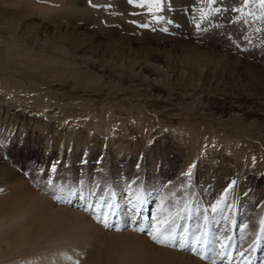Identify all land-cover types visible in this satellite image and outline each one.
<instances>
[{
    "label": "rangeland",
    "instance_id": "rangeland-1",
    "mask_svg": "<svg viewBox=\"0 0 264 264\" xmlns=\"http://www.w3.org/2000/svg\"><path fill=\"white\" fill-rule=\"evenodd\" d=\"M195 1L189 3V12L181 20L163 11L165 4L172 11L170 0L154 6L143 4L146 15L133 23L143 32L174 38L184 37L185 30H189L190 37L185 39L193 42L177 47L173 52L176 55L161 62L162 66L186 71L184 59L196 55L187 46H214L203 43L214 35L215 31L209 29L212 23L219 25V36L233 33L242 44L234 49L221 45L215 48L238 56L242 52L245 61L264 66V8L259 0H249L255 3L246 7L239 3L235 11L221 18L218 11H213L217 7L212 3L205 6L201 2L204 0ZM145 24L148 27L142 26ZM11 65L0 67V165L21 175L31 191L54 202L51 190L54 186L64 187L78 191L83 199L71 197L82 205L107 201L103 208L94 207L93 213L108 214V222L119 223L120 230L147 235L136 229L150 226L153 234L158 229L167 235L175 229L190 241L199 238L196 252L169 248L203 264H213L211 259L219 255L217 252L226 253L230 248L235 256L239 253L238 259H246V264L254 256L255 264H264L262 140L196 114L206 108L205 103L200 107L179 103L177 116H171L115 92L94 90L65 97L59 90L25 78L17 63ZM244 72L232 81L233 88L239 87L237 93L242 92L241 88L254 87L251 75ZM255 86H259V94L264 92V83ZM4 179L0 176L1 181ZM3 190L0 188V195ZM124 219L135 220L137 225L124 227ZM204 252H208V260L203 258ZM225 258L217 264H223Z\"/></svg>",
    "mask_w": 264,
    "mask_h": 264
},
{
    "label": "bare ground",
    "instance_id": "bare-ground-1",
    "mask_svg": "<svg viewBox=\"0 0 264 264\" xmlns=\"http://www.w3.org/2000/svg\"><path fill=\"white\" fill-rule=\"evenodd\" d=\"M93 1L100 7H92L88 0H0V67L17 63L25 78L59 90L65 97L94 90L115 92L171 116H177L179 103L192 107L205 103L206 108L196 114L264 142V92L259 94L260 85L255 86L264 83V66L245 61L242 52L238 56L215 48L242 45L235 34L219 36V25L212 23L209 29L214 35L203 43L214 48L187 46L196 53L184 59L187 72L179 67L168 69L160 63L175 56L177 47L193 42L185 39L190 37L189 30L180 38L152 35L134 25L146 15L141 0L131 4L128 0V4L125 0ZM170 1L172 11L166 4L163 11L180 20L189 12V3L196 2ZM201 2L209 4V0ZM239 3L246 7L255 2L216 0L212 4L221 18ZM144 6L154 3L145 0ZM246 70L254 87L237 93L239 87L233 88L232 81ZM6 171L0 165V176H5L0 180L4 189L0 195V264H203L139 232L104 229L95 219V210L88 213L87 204H80L76 197H71V204L64 203L73 207L58 205L31 191L18 173ZM134 221L124 219L122 225L135 227ZM233 251L230 248L213 261L217 264L226 256L223 264H246L234 258ZM256 259L249 263L255 264Z\"/></svg>",
    "mask_w": 264,
    "mask_h": 264
},
{
    "label": "snow or ice",
    "instance_id": "snow-or-ice-1",
    "mask_svg": "<svg viewBox=\"0 0 264 264\" xmlns=\"http://www.w3.org/2000/svg\"><path fill=\"white\" fill-rule=\"evenodd\" d=\"M89 4L92 7H100L99 5H95L92 4V0H88ZM145 0H141V4L140 6L142 7L144 4ZM150 2L156 3V4H162L163 0H150ZM216 0H209V3H215ZM245 2H247V0H245ZM128 3H134V0H128ZM259 4L262 8H264V0H259ZM157 11H159L160 9L157 8ZM149 11H151V9H149ZM213 11H219V9H213ZM135 21H133L134 23ZM143 27H148L147 24L142 25ZM55 166H53L54 168ZM191 172V169H189V173ZM49 183L51 184L52 182L49 181ZM236 183V181H233L232 184L234 185ZM232 185H229V187H231ZM67 191V195H65V192ZM90 194L91 193L90 191ZM51 195L53 197L54 200H56L58 203H67V204H71L72 200L70 199L71 196H76L78 199H83L84 197L80 195V193L78 191H73L72 189H65L64 187H59L56 188L55 186L53 187V189L51 190ZM104 204H107V201L104 202ZM104 204H100V205H92V204H87L85 210H92L94 207H101L103 208ZM109 208H111L112 206L109 204L108 205ZM133 209L136 208L135 205L132 206ZM213 211H216L217 209L215 207H213L212 209ZM108 214L103 213L101 211L100 214H97L95 216V219L101 223L105 228L107 229H112V228H116L117 230H119L120 225L118 223H110L108 222V220L106 219V216ZM147 228V231H146ZM244 228H248V225H244ZM136 230L144 233L146 232V234L155 242L158 244H163L165 246L168 247H172V248H176L182 251H192V252H196L197 251V245H199L201 243L199 238H194L191 241L183 234L178 233L175 229H173L171 231L170 234H163L160 233L159 230L157 229V234H153V231L151 230L150 226H143V227H138ZM204 247H207V241H204ZM220 256H223L224 253L220 252L219 253ZM243 255V254H241ZM204 259H207L208 256L207 254H204L203 256ZM75 264H79V261H76ZM213 264H215V262H213Z\"/></svg>",
    "mask_w": 264,
    "mask_h": 264
}]
</instances>
